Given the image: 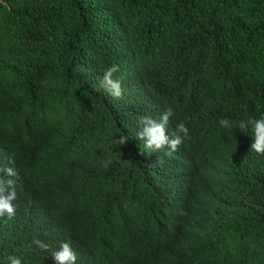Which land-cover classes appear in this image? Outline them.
I'll return each instance as SVG.
<instances>
[{"label": "trees", "instance_id": "obj_1", "mask_svg": "<svg viewBox=\"0 0 264 264\" xmlns=\"http://www.w3.org/2000/svg\"><path fill=\"white\" fill-rule=\"evenodd\" d=\"M3 47L10 50L3 53ZM261 49L264 0H0V86L12 82L20 103H39L37 110L7 122L15 101L0 87L5 161L35 137L31 126L41 102L56 119L67 109L63 125L70 129L40 146L45 167L20 172L16 213L0 217V264H10L11 256L21 264H54L49 251L33 244L51 236L38 225L36 211L54 188L69 191L74 212L85 208L82 198L93 195L90 210L97 217L117 212L108 219H122L125 235L144 240L167 232L187 250L191 238L207 228L252 230L256 236L242 245L193 251L211 264H264V155L250 151L251 129L245 135L237 127L264 117V69L255 67ZM114 64L123 88L119 100L101 85ZM168 108L174 113L168 135L184 123L188 136L176 153L149 156L203 163L206 174L192 185L191 212L140 206L129 194L128 172L150 149L143 140L139 144V118L159 120ZM225 118L231 128L220 125ZM121 135L128 137L123 146L116 143ZM61 158L82 163L74 162L93 177L94 192L90 178L81 179L74 168L60 170ZM105 161H111L109 169ZM111 179L116 200L101 201ZM200 201L204 208L192 213ZM72 218L68 209L59 210L52 222L60 226ZM158 260L154 254L124 264Z\"/></svg>", "mask_w": 264, "mask_h": 264}, {"label": "clouds", "instance_id": "obj_2", "mask_svg": "<svg viewBox=\"0 0 264 264\" xmlns=\"http://www.w3.org/2000/svg\"><path fill=\"white\" fill-rule=\"evenodd\" d=\"M4 40L7 38L1 39ZM10 49H1L5 53ZM242 54V53H241ZM237 54V58L241 57ZM264 52L260 51L256 68L264 69ZM119 71L117 65L110 66L103 74L101 81L107 95L109 93L119 100L123 95L121 80L115 77ZM34 76V75H32ZM31 76V77H32ZM23 80V83H27ZM7 90L6 97L15 101L12 110L7 113L5 121H15L18 114L33 112L39 107V103L29 101L19 102V87L12 82L1 85ZM89 100L87 94H84ZM173 110L168 108L160 116L159 120L151 116H141L139 118V130L136 135L139 140L145 142L148 149L144 154L148 156L137 160L128 172L129 194L134 202H142L154 205L157 209H169L171 213L179 211H190V200L196 191L192 185L196 181L205 178V166L203 163L192 162L190 158L182 161H176L171 158H153L149 154L165 153L171 155L176 153L183 139L188 136V128L184 123L176 127V133L171 137L168 135L167 125L169 118L173 115ZM67 109L59 119H56L53 113L48 111V107L41 102L39 112L32 121V131L35 133L33 139L27 140L15 147L13 156L5 161L4 137L0 138V217L7 215L11 219L16 213V207L13 201L16 200L19 175L21 171H38L45 167L43 154L39 152L40 146L58 138L61 130H70L63 125L67 119ZM58 120V121H57ZM224 128H231L232 124L228 119L219 121ZM238 129L247 135L249 128L252 132V143L248 141L250 151L258 155H264V117L259 119L249 118L247 121H241L237 125ZM183 134L181 136L180 134ZM128 137L121 135L116 141L120 146L127 143ZM11 155V154H8ZM16 156V157H14ZM80 161L61 158L59 161L60 170L68 171L74 168L78 176L88 181L91 179L92 190L94 192V179L85 171H81L77 164ZM105 167L109 169L108 164L111 161H105ZM110 171V170H109ZM101 174L99 171H97ZM113 182V185L111 184ZM116 180L111 179L105 190L100 193L101 201L116 200L117 191L115 190ZM67 189L54 188L52 192L43 195L37 205L36 218L39 226L51 231V236L47 241L34 239L33 244L40 250L49 251L54 264H124L132 257H149L155 254L158 256L159 264H211L196 253L194 246L203 250L213 247H226L230 245H242L249 238L256 236L255 232L249 229L239 227L238 230H227L221 227H211L195 234L191 238L192 250H187L176 237L175 234L168 235L167 232L153 233L149 239L140 240L134 236H127L122 232V219L110 221L108 216L119 215L117 212L105 214L97 217L95 212L90 210L93 195L87 196L86 200L81 199L84 209L74 212L69 204ZM49 200L52 204H49ZM204 202L200 201L193 204L192 213L199 211V207L204 208ZM68 209L73 217L68 223L55 226L52 222L54 215L59 210ZM100 229L97 235L93 233ZM160 250V251H159ZM10 264H21L19 257H9ZM222 264V263H215ZM223 264H226L223 262Z\"/></svg>", "mask_w": 264, "mask_h": 264}]
</instances>
